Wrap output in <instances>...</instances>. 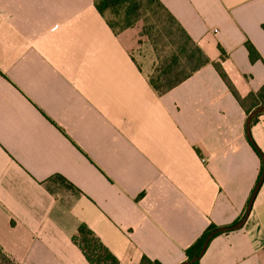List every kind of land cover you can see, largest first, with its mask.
<instances>
[{
    "label": "crops",
    "instance_id": "obj_1",
    "mask_svg": "<svg viewBox=\"0 0 264 264\" xmlns=\"http://www.w3.org/2000/svg\"><path fill=\"white\" fill-rule=\"evenodd\" d=\"M211 64L160 96L143 24L95 0H0V247L17 264H89L85 224L120 264H181L245 215L264 168V0H160ZM247 44L260 59L252 62ZM205 160V162H203ZM199 264H264V180L242 229Z\"/></svg>",
    "mask_w": 264,
    "mask_h": 264
},
{
    "label": "trees",
    "instance_id": "obj_2",
    "mask_svg": "<svg viewBox=\"0 0 264 264\" xmlns=\"http://www.w3.org/2000/svg\"><path fill=\"white\" fill-rule=\"evenodd\" d=\"M95 7L114 33L133 28L140 22L143 24L142 34L149 41L156 56L149 84L160 96L167 94L211 64L202 49L160 0H95ZM247 49L252 62L260 59L252 45L247 44ZM213 65L242 107L246 108L247 102L253 109L264 106V86L258 93L250 94L248 98L242 99L229 81L221 64ZM247 114L249 115L250 111ZM260 116L254 119L253 124L259 120ZM254 148L261 156L258 148L256 146ZM216 229V226L211 225L205 231L197 243L187 251L188 259L200 253L206 237ZM73 242L81 249L89 264H120L118 258L85 224L78 228ZM0 264L17 263L0 247ZM140 264L161 263L143 257Z\"/></svg>",
    "mask_w": 264,
    "mask_h": 264
},
{
    "label": "water",
    "instance_id": "obj_3",
    "mask_svg": "<svg viewBox=\"0 0 264 264\" xmlns=\"http://www.w3.org/2000/svg\"><path fill=\"white\" fill-rule=\"evenodd\" d=\"M264 114V106H259L257 108H255L249 115H248V118H247V136L250 140V142L255 146V144L253 143L252 141V138H251V126H252V123L254 121L255 118H257L258 116L260 115H263ZM264 180V168H263V173L257 183V186L256 188L254 189L252 195H251V198L249 200V203H248V206H247V209H246V212H245V215L243 216V218L238 222L236 223L235 225L233 226H230V227H221V228H217L216 230L212 231L205 239L204 241V244H203V247L200 251V253L193 257L192 259H187L186 261H184L183 263L181 264H195L197 262H199L201 260V258L204 256V254L206 253L211 241L213 240V238L218 235V234H223V233H229V232H235V231H238L240 229L243 228V226L245 225L250 213H251V210H252V207H253V203L255 201V198L259 192V189L262 185V182Z\"/></svg>",
    "mask_w": 264,
    "mask_h": 264
},
{
    "label": "built area",
    "instance_id": "obj_4",
    "mask_svg": "<svg viewBox=\"0 0 264 264\" xmlns=\"http://www.w3.org/2000/svg\"><path fill=\"white\" fill-rule=\"evenodd\" d=\"M203 162H205V160H203Z\"/></svg>",
    "mask_w": 264,
    "mask_h": 264
}]
</instances>
